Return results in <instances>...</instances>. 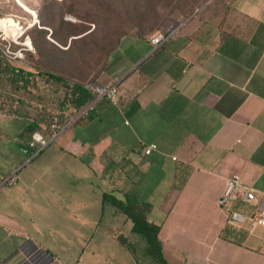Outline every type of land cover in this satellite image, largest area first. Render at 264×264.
Listing matches in <instances>:
<instances>
[{
    "label": "crops",
    "instance_id": "0c3cea01",
    "mask_svg": "<svg viewBox=\"0 0 264 264\" xmlns=\"http://www.w3.org/2000/svg\"><path fill=\"white\" fill-rule=\"evenodd\" d=\"M154 35H124L109 54L100 84L118 82L117 103L101 100L51 138L62 160L70 155L96 172L99 199L87 195L95 187L88 173L20 181L18 167L15 181L0 187V264H104L61 256L62 242L72 245L68 233L32 230L27 220L101 222L105 210L120 230L92 236L89 248L108 255L105 264H139L117 239H138L133 222L103 204L105 192L150 203L169 264H264V226L252 227L248 218L264 212V0H222L157 46ZM151 143L158 148L144 154ZM236 173L256 199L222 207ZM232 211L247 218L235 221Z\"/></svg>",
    "mask_w": 264,
    "mask_h": 264
},
{
    "label": "rangeland",
    "instance_id": "374dc122",
    "mask_svg": "<svg viewBox=\"0 0 264 264\" xmlns=\"http://www.w3.org/2000/svg\"><path fill=\"white\" fill-rule=\"evenodd\" d=\"M190 1L193 0H67L66 4H63L60 0H0V19L11 18L21 28L16 36H11L0 27V49L4 57L16 65L29 67L34 62L45 63L50 60L55 67L63 70V75L67 78L87 85L92 82L105 84L101 79L105 74V63L112 49L124 35L145 36L154 35L157 32L170 33L189 18L198 16L204 9L219 4L222 0H200L194 8L186 4ZM62 13L63 19L69 24L61 22L59 16ZM42 18L51 24L46 26L49 29L47 39L40 36L36 29V27H44L41 23ZM76 29L84 30V32L74 35ZM53 30L58 37L51 35ZM34 37L39 46L45 49L44 56L37 52ZM73 38H76L74 43ZM66 40L68 44L73 43L70 53L56 51L54 44L66 49L68 46L61 43ZM16 53H22V58L12 59L11 57ZM60 65L64 68L62 69ZM40 85L41 88L32 87L30 90L32 95H29L27 91H16L0 77V92L11 93L15 97L14 103H9L0 95V185L13 175L14 169L20 164L19 160L13 159L14 154L10 151L8 144L17 138L31 116L43 111L49 113L44 108L46 105L38 100V93L42 90L43 82ZM12 109L16 110L15 114ZM46 134L49 137L50 130ZM56 143H51L41 153L36 156L34 154L22 163L17 169L22 167L17 178L20 181L26 178L30 181L80 180L86 179L81 176L88 173L92 175L90 177L94 180L95 187L88 190L87 195L97 201L103 189L96 172L88 169L86 162L77 161L76 163L70 155L66 154L65 159L62 160L64 154L53 150ZM55 164L67 167L63 166L55 174L54 170L51 172ZM48 169L51 170L48 171ZM3 192L4 189L0 190V198H4ZM8 195L12 198L19 196L17 192H8ZM15 201L13 207L17 204ZM31 218L33 220H27V222L32 230L39 228L44 232L60 228L63 234L68 233L67 238L71 237L72 245L62 242L67 251L61 252L60 255L72 256L77 258L78 262H80L79 257L89 255L100 259L105 264L109 260L108 255L90 249L88 246L90 238L92 236L97 238L105 229L120 230L111 220L107 210L101 222H99L100 217L76 221L43 220L32 216ZM90 250L93 251L90 252Z\"/></svg>",
    "mask_w": 264,
    "mask_h": 264
},
{
    "label": "trees",
    "instance_id": "16d2710c",
    "mask_svg": "<svg viewBox=\"0 0 264 264\" xmlns=\"http://www.w3.org/2000/svg\"><path fill=\"white\" fill-rule=\"evenodd\" d=\"M66 1L67 0H60L63 4H66ZM199 3L200 0H193L186 4L194 8ZM69 12L71 11L69 10ZM59 18L63 24L68 23L63 19V13ZM41 23L44 27H36V24H34V26L39 32V35L46 38L49 34V29L46 28V26H51V24L43 18ZM83 32L84 30L79 31L76 29L74 35ZM51 35L57 36L54 34V30ZM33 41L35 42L37 52L41 54V56H44L45 49H42L39 46L35 37ZM75 41L76 38H73L72 42L74 43ZM61 43L68 47L63 49L54 44L56 51L70 53L73 43L68 44V40L64 42L61 41ZM117 46L118 44L112 49V51ZM60 66L62 69L64 68L63 65ZM59 69L60 67H55L50 60H47L45 63L37 61L34 62V64L29 65V67L16 65L12 63V61L7 60L4 57L3 51L0 49V77L16 89V91H27L29 95H32V91H30L32 87L39 88L41 86L40 83L43 82L44 85L42 90L38 93V100L46 105L44 108L49 111V113L43 111L40 114L38 113V115L31 116L26 122L25 127L17 135V138L8 144L10 151L14 154L13 159L15 161L19 160V166L38 151V149L29 144L33 132L41 130L43 124L50 127V124L54 119H57L59 127L64 126L71 120L72 115L78 114L81 109L92 102L95 98L94 92L86 86V83L67 78L63 75V70ZM0 95H2L4 100L9 103H14L15 101V97L11 93L4 94L3 92H0ZM50 110H52L51 113ZM12 112L15 114L16 110L12 109ZM26 112L30 114L28 111ZM48 130H50L51 135L54 133L53 130ZM27 136L28 139H26ZM43 150L44 149L40 150L39 153ZM19 166H17L14 171ZM13 178H15L14 175L6 185L11 183ZM106 202L111 203L119 212L125 214L127 218L133 222L132 229L133 232L138 235V239L132 241L129 237L123 234L118 235L117 239L132 252L139 264H169L164 256L162 241L159 237L160 225L151 221L148 217L151 207L150 203L140 201L127 193L124 198H118L114 194L105 192L103 193V204ZM236 204L243 205L244 202L238 201Z\"/></svg>",
    "mask_w": 264,
    "mask_h": 264
},
{
    "label": "built area",
    "instance_id": "2783aa9c",
    "mask_svg": "<svg viewBox=\"0 0 264 264\" xmlns=\"http://www.w3.org/2000/svg\"><path fill=\"white\" fill-rule=\"evenodd\" d=\"M167 35L163 32H157L151 39V42L157 46L161 44ZM31 46V42L29 43ZM22 53H16L12 56V59H20L22 58ZM90 90H92L95 94V98L92 102L86 105L80 112L74 117V119L70 120L64 126L59 127L57 119L50 124V127L46 124L42 125V129L35 131L32 133L31 139L29 140V144L32 147L38 149V151L46 148L50 142L51 138H56L60 134H62L66 129H68L73 122L79 117L85 115L89 110H91L98 102L103 99H107L112 101L113 103H117V93H118V82L113 81L107 85H102L98 82H92L86 85ZM51 129L54 131L52 135L49 137L46 134V131ZM158 147L155 143L144 144L142 146V151L144 154L148 155L152 153V151L156 150ZM15 181V178L11 180V183ZM256 199L255 190L249 183L245 182L240 174H233L227 179L226 188L219 200V203L222 207H225L232 200L234 201H244L248 203H253ZM231 218L235 221H243L247 218L246 215L238 212L232 211ZM250 225L252 227L263 225L264 226V212H256L252 215L248 216Z\"/></svg>",
    "mask_w": 264,
    "mask_h": 264
},
{
    "label": "bare ground",
    "instance_id": "6f19581e",
    "mask_svg": "<svg viewBox=\"0 0 264 264\" xmlns=\"http://www.w3.org/2000/svg\"><path fill=\"white\" fill-rule=\"evenodd\" d=\"M23 5V4H22ZM24 6V5H23ZM27 10H30L28 7L24 6ZM0 27L5 30L11 36H16L21 28L17 25L15 21L11 18L8 19H0Z\"/></svg>",
    "mask_w": 264,
    "mask_h": 264
},
{
    "label": "water",
    "instance_id": "95a60500",
    "mask_svg": "<svg viewBox=\"0 0 264 264\" xmlns=\"http://www.w3.org/2000/svg\"><path fill=\"white\" fill-rule=\"evenodd\" d=\"M180 26H181V25H180ZM39 152H40V151H37L36 154H38ZM12 176H13V175H11L10 177H8V178L4 181V183L0 185V187L3 186L5 183H7V182L12 178Z\"/></svg>",
    "mask_w": 264,
    "mask_h": 264
}]
</instances>
